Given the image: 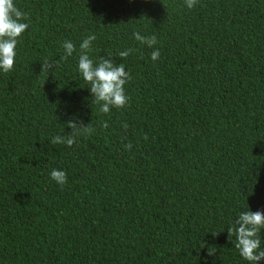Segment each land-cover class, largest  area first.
Segmentation results:
<instances>
[{"label":"trees","instance_id":"trees-1","mask_svg":"<svg viewBox=\"0 0 264 264\" xmlns=\"http://www.w3.org/2000/svg\"><path fill=\"white\" fill-rule=\"evenodd\" d=\"M14 3L29 27L0 70V264H249L227 228L264 212V0ZM89 35L94 64L131 77L107 114L78 72ZM70 120L94 131L51 145Z\"/></svg>","mask_w":264,"mask_h":264},{"label":"clouds","instance_id":"clouds-1","mask_svg":"<svg viewBox=\"0 0 264 264\" xmlns=\"http://www.w3.org/2000/svg\"><path fill=\"white\" fill-rule=\"evenodd\" d=\"M198 0H185V6L192 9ZM29 17L21 11L14 3V0H0V70L8 73L13 69L16 57V47L18 40L25 30L29 27L24 21ZM134 38L141 44L153 47L157 43V37L143 36L139 32L133 33ZM96 39L95 35H89L80 44L78 59V72L82 76L86 85L89 86L93 97L92 102L100 105V112L109 113L110 109L123 108L128 101L125 94V84L131 79L128 72L125 71L123 63L116 64L110 55L100 58L99 64H94L88 53L92 51V42ZM64 55L61 60H67L76 51L71 41H64L62 44ZM133 49H127L118 53L123 60L126 59ZM160 58L158 49L152 51L151 59L157 61ZM41 71L50 72L57 66L56 62L45 60L41 65ZM67 126L72 129L67 136L56 135L51 138V145L63 144L71 147L77 136L91 134L94 129L90 124L68 121ZM108 127L107 122L103 124ZM127 128V124L124 125ZM145 135L144 139L147 140ZM130 148L131 145H126ZM51 178L58 184L67 183V174L62 170L52 169ZM248 209V207H247ZM264 229V212L245 210L241 211L235 222L227 228L228 238L235 237L234 247L239 251L240 256L249 262V264H258L264 260V249L261 248V230ZM217 233H213L216 235ZM214 252H209L212 254Z\"/></svg>","mask_w":264,"mask_h":264}]
</instances>
